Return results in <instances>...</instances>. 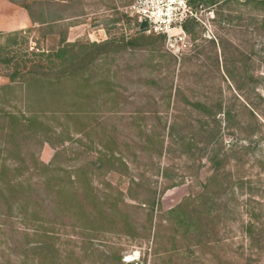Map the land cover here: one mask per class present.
I'll return each mask as SVG.
<instances>
[{
    "label": "rangeland",
    "instance_id": "1",
    "mask_svg": "<svg viewBox=\"0 0 264 264\" xmlns=\"http://www.w3.org/2000/svg\"><path fill=\"white\" fill-rule=\"evenodd\" d=\"M48 3L44 16L60 19L16 29L13 59L54 49L63 35L116 41L87 47L77 64L86 66L53 84L9 81L11 67L0 64V264H264V101L252 91L264 98V28L255 11L220 0L192 6L190 50L173 56L123 13L127 0ZM19 8L0 0L5 21L20 20ZM197 101L247 104L255 121L241 110L231 134L221 109L215 126ZM249 130L258 140L241 150V165L227 158L231 176L208 186L213 142L229 153ZM179 203L200 212L191 231L163 218ZM46 231L50 240L34 235Z\"/></svg>",
    "mask_w": 264,
    "mask_h": 264
},
{
    "label": "trees",
    "instance_id": "2",
    "mask_svg": "<svg viewBox=\"0 0 264 264\" xmlns=\"http://www.w3.org/2000/svg\"><path fill=\"white\" fill-rule=\"evenodd\" d=\"M13 3H18V5L23 8L27 14V17L29 18L31 24L36 23L38 25H46L49 21L55 22L60 19V17L56 18H47L44 16V7L46 4H49L48 2L51 1H57V0H21V2H16L17 0H9ZM219 0H187L188 4L192 6H197L198 4H205L206 6L208 5H213L214 3L218 2ZM221 3L226 4V3H236V4H241V5H249L250 9L255 11L256 15V28H264V0H243V1H238V0H220ZM221 19L225 21H229L232 19L230 15H226L225 17H221ZM138 30L143 32V29L145 28L144 23H140L137 25ZM184 29L186 31H190L191 27L187 25V23L184 24ZM23 32L21 30H14L11 32H7L5 34H0L2 37H4V42L0 44V64L3 66L11 67V70L6 72L4 75L7 77L9 81H13L16 78H19L21 82L29 83V82H38V83H49L53 84L56 83L62 79H68L72 78L73 75H75L79 70L83 69V67L86 66V64L81 65L80 67L77 66L79 64V60L83 59L85 55L89 54L87 52V47L88 48H95L98 46H106L107 44L115 43L116 39H109V40H104L101 45H98L94 42H90L88 44H77L76 42H67L65 40V36H60L59 37V44L56 46L54 49H48L46 51H29L28 53H23L21 54V57L18 56L17 58L13 59L11 55L8 54V49L11 47V45L16 44V36L20 35V33ZM153 35V34H151ZM21 38V37H20ZM123 37H121L122 39ZM142 38V37H141ZM154 38H161L159 35H154ZM124 44H129L132 45V40H126L123 41ZM116 46V44H114ZM86 50V51H85ZM264 55V53H263ZM91 56V54H90ZM264 57V56H263ZM77 62V63H76ZM264 78V72L262 74H259ZM259 77V76H258ZM240 86H235V90L239 89ZM253 93L255 94V97L259 98L260 100L264 101V98L262 95L256 90V88H252ZM250 101V100H248ZM191 105L195 106H200L202 109L205 111L207 115L210 114L213 118V121H211L212 125L215 124V126L218 124L219 121H217V124L214 120V116L217 112H221L222 108L221 102L215 101L214 104H207L204 105L201 102H190ZM240 111L238 109H232V108H225L222 110V119L224 120V127L227 131H232L234 129V119L240 114L241 110H246L249 116L254 119L255 117L252 112V110L248 107L247 104H243L240 106ZM221 109V110H220ZM6 115L8 117H11V120H17V118L10 112H6ZM241 115V114H240ZM207 117V116H206ZM240 117V116H239ZM22 120L26 122H31L30 120L32 118H21ZM21 124L23 122L19 121ZM214 126V127H215ZM219 126V124H218ZM211 128L210 131L208 130L207 132L209 136H214L212 133L213 130ZM201 130L196 132L199 133ZM206 132V131H205ZM232 134V132H230ZM252 132L249 130L247 132L248 136V142L245 145H240L235 147L234 149H227L229 150L225 152L226 149L221 145V140L215 141V145L211 148V153L208 156V161L211 167V173L207 177V183L208 186L212 183L215 184V182H218L220 178L223 179V176L225 177V174H229V177L231 176L230 173L223 171L222 169V164L227 158H232L237 167L241 165L242 161L239 159L240 155L243 154L241 153V150L248 151L251 149V144L257 142V138H252L251 136ZM44 141L48 142L51 144V142L48 139H44ZM213 141V138L208 139L204 146L202 147L205 149L207 145ZM43 168H49L48 165L42 164ZM222 176V177H221ZM221 179V180H222ZM236 181L237 185L239 188H242L243 184L249 185L247 187L248 193L252 194V189L254 187L251 186V180L249 178L245 179L243 176L240 174L236 176ZM208 188V187H207ZM257 189L259 191H264V186H257ZM205 192V190H204ZM203 192V193H204ZM73 195V192H72ZM264 197V194L261 195ZM206 197V196H204ZM146 216H149V219H151L150 214L151 212L146 211ZM199 215L200 212L198 210H187L184 207V204L179 203L177 206L166 210L163 213V218L167 222L180 227L183 231H191L193 230L197 225L199 220ZM245 232L249 236V238L252 237L253 230L251 227H247L245 229ZM36 236H39L40 238H43L44 240H50L52 238V234L49 232H42ZM42 243H38L35 248H41Z\"/></svg>",
    "mask_w": 264,
    "mask_h": 264
},
{
    "label": "built area",
    "instance_id": "3",
    "mask_svg": "<svg viewBox=\"0 0 264 264\" xmlns=\"http://www.w3.org/2000/svg\"><path fill=\"white\" fill-rule=\"evenodd\" d=\"M123 13L134 18L137 25L144 23V33L162 37L164 47L173 56L190 50L187 20L196 18V11L187 0H127Z\"/></svg>",
    "mask_w": 264,
    "mask_h": 264
},
{
    "label": "crops",
    "instance_id": "4",
    "mask_svg": "<svg viewBox=\"0 0 264 264\" xmlns=\"http://www.w3.org/2000/svg\"><path fill=\"white\" fill-rule=\"evenodd\" d=\"M18 13H20V20L18 21H12L6 18V21L3 19V17L0 16V30L1 31H6V30H16V29H21L26 27L27 25H29V19L27 17V14L25 12V10L23 8H19V10H17ZM20 11V12H19ZM16 23V24H15ZM13 24H15L13 26ZM11 26H13V28H10Z\"/></svg>",
    "mask_w": 264,
    "mask_h": 264
}]
</instances>
